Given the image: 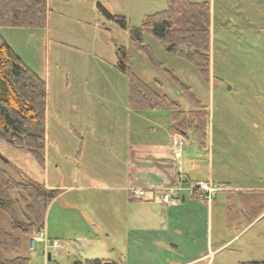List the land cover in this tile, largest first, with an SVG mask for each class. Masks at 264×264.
I'll return each mask as SVG.
<instances>
[{"label":"rangeland","instance_id":"obj_1","mask_svg":"<svg viewBox=\"0 0 264 264\" xmlns=\"http://www.w3.org/2000/svg\"><path fill=\"white\" fill-rule=\"evenodd\" d=\"M188 1L211 7L207 82L143 34V44L157 63L153 65L129 45L127 30L106 16L140 28L145 16L165 9L166 0H47L44 28H0L2 39L45 82L47 93L44 165L0 141V170L19 187L32 182L44 194L54 192L39 233L10 231V216L0 210V229L20 242L16 249L0 247L3 259H16L14 264H179L204 256L198 264L264 261V215L231 241L247 225L240 218L242 207L252 204L255 213L264 209V0ZM120 49L129 52L125 66L152 91L185 111L195 109L180 87L184 85L206 108V148L200 149L189 132L178 161L183 153L197 163L211 160L217 193L253 189V200L247 196L244 206L226 204L220 192L162 217L165 209L158 202L125 203L110 188L91 185L94 180L102 187L116 184L110 182L109 168H90L89 157H103L107 166L104 155L111 160L115 143L113 151L120 155L135 139L154 145L170 133L168 111L127 108L129 81L116 69ZM70 129L83 140L80 161L76 155L82 142ZM9 194L14 217L27 223L26 195L16 190ZM40 234L45 241L36 240Z\"/></svg>","mask_w":264,"mask_h":264},{"label":"trees","instance_id":"obj_2","mask_svg":"<svg viewBox=\"0 0 264 264\" xmlns=\"http://www.w3.org/2000/svg\"><path fill=\"white\" fill-rule=\"evenodd\" d=\"M47 0H0V28L42 29L46 24ZM105 13V12H104ZM106 15V13H105ZM119 22L128 32L129 45L145 53L153 65H157L150 49L143 44L142 35H150L159 41L165 53L174 55L194 67L207 82L209 79V24L208 2L193 3L188 0H166L163 11L145 16L140 28H129L126 21L106 15ZM121 58L116 69L128 78V107L131 111H168L170 131L173 135L194 133L200 149L206 148L208 112L181 85L182 91L195 103V109L185 111L166 96L158 95L137 79L125 66L129 52L118 50ZM46 84L12 51L0 36V141L10 148L24 150L36 162L44 165L45 117L47 109ZM27 186V187H26ZM38 185L28 182L19 187L5 171L0 170V210L10 216V231L28 236L44 230V219L51 195L40 192ZM21 191L26 195L25 214L28 222L19 221L13 215L14 200L9 191ZM50 194V195H49ZM21 236V237H22ZM19 239V238H18ZM19 240L0 229V247L16 249ZM1 264H14L0 253ZM84 264H103L99 260ZM264 264V263H245Z\"/></svg>","mask_w":264,"mask_h":264},{"label":"crops","instance_id":"obj_3","mask_svg":"<svg viewBox=\"0 0 264 264\" xmlns=\"http://www.w3.org/2000/svg\"><path fill=\"white\" fill-rule=\"evenodd\" d=\"M127 108L129 109V107ZM71 132L82 142L76 155V159L80 161L82 160L84 155L83 140L74 130H71ZM172 136L173 134L170 131L167 137L162 138L159 142L154 145L142 144L135 139V143H127L124 146V151L121 152L120 155L115 154V152L113 151L114 149H116L117 144L115 143V146L110 147L113 148V150H110L111 160L105 159L104 155V161H106L107 166L101 161V158L103 157L97 155L89 157L88 165L91 166L90 168H94L97 171L100 170V172H102L101 168H109L108 173L109 176L112 178V181L110 182L112 184L113 182L116 184L102 187L104 185L100 183V181L94 180L91 181V185L98 186V189L110 188V190L117 192L121 196L123 195L122 197L125 203L131 202V204L135 205H153L155 202H158L161 209H165L161 213L162 217H164L163 213H165L166 215L167 213L171 212L174 208L182 207L181 211H183L184 209H186V205L188 203H194L196 201L199 202L198 200L201 199H199L196 195L190 194L188 192L189 188L193 186V184L197 182H209L212 186H215V184L219 183L218 181H214L216 177H214L211 160H209L208 163L203 161H199L197 163L195 162V159L193 161H191L190 159H186L184 157V153L181 161H179L182 167V173L185 177L184 184L182 185V190L178 194L179 201L178 203H171L165 206H163L161 202V192L171 186V184H173L176 180L175 166H177V161H175L172 157V151L170 146ZM116 138L117 136H115L114 138L115 142L118 141ZM191 147H193L192 144L189 148ZM190 152H192V150H190ZM209 159L211 158L209 157ZM92 172L96 173L93 170ZM78 173L80 177L83 175L82 170H80ZM134 190H142L144 192V196H134ZM220 192L224 193L226 204L239 203V205L241 206H244L242 201L245 200L248 202V200H246L247 196L249 197V199L253 200L255 193L253 189L247 188H233L230 190L228 189L226 191H219L217 194H219ZM210 205H212V202H210L208 207ZM254 209L255 208L252 204L246 207H242V209L240 210V218L242 221L247 222V225L243 227L239 231V233L234 235L231 241L236 238L239 234H241L255 220L264 215V209H262L258 213H255ZM237 224H239L238 220ZM220 249L221 248H218L217 251ZM202 260H206V256L201 258H193L192 260L179 264H198ZM245 263H264V261H262V258H255L249 260V262L245 261ZM245 263L242 262L240 264Z\"/></svg>","mask_w":264,"mask_h":264},{"label":"built area","instance_id":"obj_4","mask_svg":"<svg viewBox=\"0 0 264 264\" xmlns=\"http://www.w3.org/2000/svg\"><path fill=\"white\" fill-rule=\"evenodd\" d=\"M186 137L182 134H175L171 138V150H172V157L175 161H177L175 166L176 170V180L171 186L163 190L161 192V202L164 204L167 203H178L179 201V192L182 190V185L184 184L185 177L182 173V167L180 163H178L181 153L184 147V144L186 143ZM190 194L196 195L199 199L207 200L210 201L212 196L217 193V190L214 186H212L209 182H197L193 184L188 190ZM134 196H142V191L140 190H134L133 192ZM45 236L40 234V237L37 238L36 240L38 241H45ZM47 243V242H46ZM52 245H57V241H52Z\"/></svg>","mask_w":264,"mask_h":264}]
</instances>
